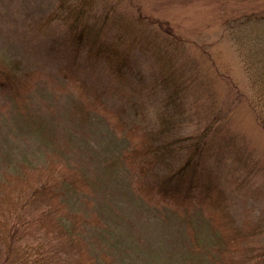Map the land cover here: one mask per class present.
<instances>
[{
    "label": "rangeland",
    "instance_id": "obj_1",
    "mask_svg": "<svg viewBox=\"0 0 264 264\" xmlns=\"http://www.w3.org/2000/svg\"><path fill=\"white\" fill-rule=\"evenodd\" d=\"M256 1H145L178 33L197 43H213L209 47H214L217 63L236 81L230 92L223 88L224 81L216 84L218 109L223 113L218 139L250 151L257 167L247 168L243 159H236L238 148L233 154L227 148L222 164L211 161L227 194L222 211L211 203L197 206L194 201L158 197L151 186L152 174L143 176L135 163L123 158L127 148L141 145L146 128L156 126V101L150 97L137 113L104 94L103 64L89 60L85 53L74 55L66 28L51 20L50 12L59 0H0V210L12 207L3 203L6 193L17 195L20 188L28 183L33 187L54 170L78 185L83 183L76 205L68 204L80 215L74 264H178L181 256L194 257L197 264H216L212 257L218 264H230L238 242L220 238L219 232L230 231L223 223L233 218L242 224L264 211V130L249 102L256 91L220 23L223 12L260 8L262 0ZM240 92L247 102L237 97ZM226 132L233 134L232 140L223 135ZM235 177L243 179V189L237 190ZM104 195L110 198L101 208ZM201 209L209 218L193 233L191 218L202 216ZM92 218L109 229L107 238H97L101 232ZM32 227L37 228L36 222ZM223 244L231 254L220 252Z\"/></svg>",
    "mask_w": 264,
    "mask_h": 264
},
{
    "label": "trees",
    "instance_id": "obj_2",
    "mask_svg": "<svg viewBox=\"0 0 264 264\" xmlns=\"http://www.w3.org/2000/svg\"><path fill=\"white\" fill-rule=\"evenodd\" d=\"M145 1L59 0L50 12L51 20L66 28L74 55L85 53L89 60L103 64L106 75L100 80L105 83L104 94L129 104L135 112L150 97L156 101V126L146 128L141 145L127 148L123 154L143 176L152 174L156 195L181 203L194 201L197 206L211 203L223 211L227 194L218 180L220 172L211 167L217 165L211 161L222 164L227 153L238 148L236 159H243L247 168L257 167L250 151L245 153L239 146L233 148L232 142L229 145V140L223 144L218 139L223 113L218 109L216 84L224 81L223 88L230 92V86L236 89V81L217 63L214 47L210 49L213 43L199 44L178 33L168 18L152 13ZM260 2V8L230 15L223 12L220 24L256 91L257 96H251L249 102L264 130V0ZM236 95L246 99L243 92ZM232 105H236L234 101ZM185 129L189 131L184 133ZM223 135L233 139L230 132ZM67 177L50 170L33 187L28 183L17 195L5 194L3 203L12 207L0 210V264H74L80 215L68 204L76 205L75 198L84 191L79 189L83 183L79 186ZM236 181L237 190L243 189V179L235 177ZM109 198L104 195L99 206L105 208ZM200 213L198 219L194 217L196 221L191 218L193 233L209 218L202 209ZM34 222L37 228L32 227ZM92 222L101 232L97 238H107L109 229L94 218ZM223 225L230 231L219 232L220 238L238 242L230 264H264L263 210L242 224L228 218ZM220 252L230 253L225 244ZM196 260L181 256L178 264H197Z\"/></svg>",
    "mask_w": 264,
    "mask_h": 264
}]
</instances>
